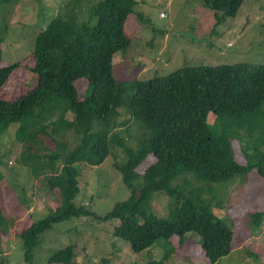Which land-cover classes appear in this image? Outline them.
Listing matches in <instances>:
<instances>
[{
    "label": "trees",
    "instance_id": "obj_1",
    "mask_svg": "<svg viewBox=\"0 0 264 264\" xmlns=\"http://www.w3.org/2000/svg\"><path fill=\"white\" fill-rule=\"evenodd\" d=\"M244 1L203 0L216 11L218 21L235 17ZM135 5L136 0H101L92 5L88 19L75 14L53 17L36 37L32 57L37 85L15 100L0 97V137L17 124V139L23 146L21 164L33 181H40L60 200L48 215L21 229L25 264H33L34 249L46 230L80 216L119 219L113 234L125 239L133 252L161 238H183L190 231L200 236L210 264L236 246L233 229L211 210L203 191L188 194L182 190L188 181L184 187L172 186V182L183 173H193L199 181L221 183L257 169L264 179V152L256 164L243 165L237 160L233 135L225 131L232 125L221 133H213L208 125L210 114L226 122L236 120L237 129L246 130L250 139L259 131V144L264 147V124L259 120H263L264 63L193 66L146 81L120 83L114 77V56L130 43L125 23ZM2 56L0 45V62ZM20 66L17 61L0 67V93ZM80 79L91 84L84 99L76 85ZM122 111L145 132L135 149L125 147L115 133L129 123L121 119ZM71 137L79 142L72 145ZM114 144L125 152V162L116 168L130 195L99 216L75 202L81 192L75 165H102ZM148 155L153 162L145 169L143 184L136 188V170ZM154 193L172 200L168 217L152 211ZM250 215L261 224L262 211ZM8 227L9 217L0 205V243ZM75 258L69 245L53 253L50 261L75 264ZM164 259L151 264H164Z\"/></svg>",
    "mask_w": 264,
    "mask_h": 264
},
{
    "label": "rangeland",
    "instance_id": "obj_2",
    "mask_svg": "<svg viewBox=\"0 0 264 264\" xmlns=\"http://www.w3.org/2000/svg\"><path fill=\"white\" fill-rule=\"evenodd\" d=\"M99 1L1 0L0 67L17 61H21V66L12 73L0 97L15 100L37 85L32 57L36 37L53 17L75 14L79 19H88L92 5ZM215 14L203 0H136L125 23L130 43L114 56V77L125 83L163 77L193 66L240 62L263 65L264 0H245L235 17L222 21ZM76 85L81 98L89 95L91 84L87 79L78 80ZM121 114L122 120L129 119L125 111ZM262 116L263 120H259L264 124V106ZM128 122L115 133L125 147L135 149L145 132L132 120ZM208 125L213 133H221L229 126L225 131L235 139L234 149L241 164L258 162L264 152L259 131L250 139L246 130L237 129L236 120L226 122L214 114L209 115ZM17 127L12 125L0 137V205L9 217L8 231L1 236L0 264H25L21 229L45 217L60 203L57 194L40 181H33L30 171L21 164L23 146L17 139ZM70 142L74 145L79 139L71 137ZM148 156L136 170V188L143 184L145 169L153 162ZM123 162L124 149L114 144L102 165L76 164L81 192L75 202L104 216L118 201H125L130 191L116 168V164ZM185 181L188 184L182 190L194 194L203 191V199L211 204V210L234 231L236 246L216 264H264V216L259 225L250 215L264 213V179L258 175V169L221 183L199 181L193 173H183L172 186L184 187ZM171 201L164 194L154 193L150 201L152 211L158 217H168ZM119 224V219L99 221L92 216L70 217L55 223L41 235L33 264H54L50 261L53 253L69 245L75 251V264H151L162 261L170 248L174 250L165 256L164 264H210L196 232H187L183 238H161L150 247L133 252L125 239L113 234Z\"/></svg>",
    "mask_w": 264,
    "mask_h": 264
}]
</instances>
